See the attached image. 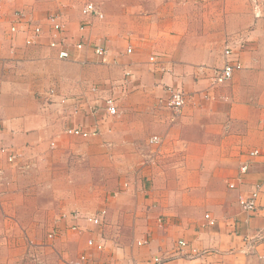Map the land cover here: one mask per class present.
I'll list each match as a JSON object with an SVG mask.
<instances>
[{"label": "crops", "instance_id": "crops-1", "mask_svg": "<svg viewBox=\"0 0 264 264\" xmlns=\"http://www.w3.org/2000/svg\"><path fill=\"white\" fill-rule=\"evenodd\" d=\"M90 2L100 16L83 14ZM0 3V264H264V0ZM13 13L47 31L58 14L88 44L61 59L47 33L4 35ZM227 47L242 67L213 84ZM257 185L249 214L239 195ZM100 237L103 250L88 245Z\"/></svg>", "mask_w": 264, "mask_h": 264}, {"label": "built area", "instance_id": "built-area-1", "mask_svg": "<svg viewBox=\"0 0 264 264\" xmlns=\"http://www.w3.org/2000/svg\"><path fill=\"white\" fill-rule=\"evenodd\" d=\"M259 1L260 0H253V3L255 4L256 8L259 6ZM82 12L85 16L90 17V16H100L101 12L98 8V6L94 3H87L84 5ZM13 21L10 26V32L11 33H17L20 29L24 30V32L27 35L26 37V43L31 44L36 41L37 38L41 37L45 33L48 34L50 42L49 45L51 47H61L59 51V57L61 59H68L71 57V51L70 48L72 46L77 47L79 49L84 48L87 46V39L84 33L82 32L79 36V38L75 41L69 40V32L65 24L62 22L60 16L58 14H50L47 17V21L49 24L48 31L45 29L44 25L41 22H36L32 18L28 17L26 14H21V13H13ZM90 24V21H84L80 25V30L83 31L88 25ZM95 52L97 55H99L101 58L105 60L108 54V48L105 45H94L93 46ZM131 51V49H129ZM225 56L227 57L226 64L221 67L217 68L214 70V75L212 77V82L213 84H218V83H223L227 80H229L233 72L235 71L236 68L242 67V62L237 59V58H230L231 56L234 55V51L232 48L227 47L225 48ZM108 112L110 114H116L117 113V106L115 103V98L109 97L105 101ZM186 103V97L185 94L181 90H173L171 98L168 102V106L173 110L174 115L179 114L183 107L185 106ZM74 133L76 134H82L83 136H88L90 132L82 130L80 128H76L74 130ZM160 139L158 136H154L151 141L152 142H158ZM258 150H255L251 152V155H256L258 154ZM15 156L11 155L8 157V159L13 162ZM249 169V164L246 163L243 165L240 169V174H244L248 171ZM1 174V172H0ZM235 183H230V187H235ZM261 191V186L257 185L254 186V188L251 189V192L249 195H243L242 193L239 195V204L242 207V209L249 214H253L257 209H258V196ZM104 211L99 212L95 217L92 218V221L95 225L101 226L103 223V218H104ZM206 219L210 225H214L216 223V220L210 216V214H206ZM73 228H77V226H73ZM264 238V235L261 236ZM179 246L181 247H188L189 243L186 240L181 239L178 242ZM88 245L91 248H96L98 250H103L104 249V241L102 237H100L99 240H96L95 238H91L88 240ZM254 244H252L253 246ZM193 254H199L196 250L192 251ZM204 253V252H203ZM88 259L87 254H82L81 255V260L86 261ZM161 263V258L160 256H156L154 260V264H160Z\"/></svg>", "mask_w": 264, "mask_h": 264}, {"label": "rangeland", "instance_id": "rangeland-1", "mask_svg": "<svg viewBox=\"0 0 264 264\" xmlns=\"http://www.w3.org/2000/svg\"><path fill=\"white\" fill-rule=\"evenodd\" d=\"M0 8H1L0 9V17H3V16H5V13L3 12V6H2L1 3H0ZM10 26L11 25H9L8 27L5 28L4 35L8 34V31L10 30ZM228 186L230 187L229 183H228ZM48 229H50V230H48ZM48 229L45 231V238L46 239H50L52 241H55V239H57V237H59V235H60L59 229H57V227H54V226L53 227L52 226H48ZM69 229H72L73 233L74 232L76 233V229H78V228H73V226H70ZM72 230H70V231H72Z\"/></svg>", "mask_w": 264, "mask_h": 264}, {"label": "bare ground", "instance_id": "bare-ground-1", "mask_svg": "<svg viewBox=\"0 0 264 264\" xmlns=\"http://www.w3.org/2000/svg\"><path fill=\"white\" fill-rule=\"evenodd\" d=\"M0 132H1V131H0ZM11 155H14L15 158L17 157L15 154H11ZM11 155H9V157H10ZM15 158H14V160H15ZM0 172H1V174H2V170H0ZM1 174H0V177H1Z\"/></svg>", "mask_w": 264, "mask_h": 264}]
</instances>
